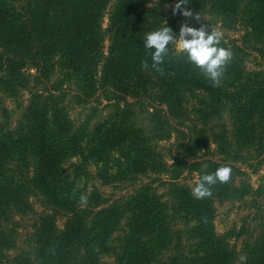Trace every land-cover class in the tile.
Instances as JSON below:
<instances>
[{
  "label": "trees",
  "instance_id": "1",
  "mask_svg": "<svg viewBox=\"0 0 264 264\" xmlns=\"http://www.w3.org/2000/svg\"><path fill=\"white\" fill-rule=\"evenodd\" d=\"M177 2L0 0V90L15 102L28 93L14 129L0 120V264H100V253L110 252L114 264H237L239 256L240 264H264L262 220L259 235L240 250L230 240L242 232L218 234L214 225L216 204L249 197L256 203L264 194L239 167L264 162V0L182 5L225 31L242 32L221 39L233 59L219 87L176 45H169L162 72L152 67L146 35L167 26L178 37L188 23L173 13ZM68 96L79 106L103 99L107 115L92 126L94 113L74 122ZM172 139L167 149L159 145ZM71 159L78 161L71 164L75 178L92 179L87 168L100 164L108 173L104 184L126 181L132 193L108 203L94 188L81 203L84 195L63 168ZM221 166L232 169V178L212 186L211 198L197 199L180 183L195 174V187ZM158 182L166 186L165 201L154 193ZM34 199L42 209L30 234L34 248L10 255L15 219L33 212ZM122 223L127 232L119 247L102 249V238Z\"/></svg>",
  "mask_w": 264,
  "mask_h": 264
},
{
  "label": "rangeland",
  "instance_id": "2",
  "mask_svg": "<svg viewBox=\"0 0 264 264\" xmlns=\"http://www.w3.org/2000/svg\"><path fill=\"white\" fill-rule=\"evenodd\" d=\"M110 9V8H109ZM107 10V12L109 11ZM189 27L200 28L202 25L206 27V29H211L219 31L222 33V38H232L239 39L242 32L240 29L237 31H225L220 28L219 24H215L211 22V19L207 16L196 19L188 20ZM108 25V15L104 16L102 27L106 29ZM183 25V24H182ZM108 46L107 37L104 40L103 44V53L106 54ZM176 50L180 52L178 47L176 46ZM247 67L249 69H253L254 62L251 58L247 61ZM69 92V91H67ZM28 93L22 91L19 97V100L15 102L9 98L6 94H4L0 90V120L5 123H9V127L14 129L16 121L20 118L22 109L18 107L19 104L24 106L27 102ZM64 105L66 106V110L70 119L74 122L83 121L86 117L95 114L94 117L90 121V126H92L95 122L104 119L107 115L108 109L103 108L106 104V101L101 99V104L98 102H90L86 105H76L72 101H70V96H68ZM223 123H228L227 117L223 119ZM220 122V121H219ZM211 125H218L215 120H210ZM229 125V124H228ZM172 143H174V139L169 142H161L159 145L162 148L167 149ZM211 149H214V146H211ZM174 152V149L172 150ZM168 152L163 151V154ZM264 156V155H263ZM262 156V157H263ZM218 159V156L208 155L207 159ZM261 158L258 160L251 161L250 164L239 165L241 169L246 173V176L243 177L248 184L253 188L257 189L260 186H264V162H259ZM169 160V155L166 154V161ZM75 159H71L64 163L63 168L67 169L68 173L71 176V180H73L75 187L82 192L84 196L88 195V193L96 188L102 194L103 198L107 199L110 203L113 200H116L122 196L132 193L133 186L129 182L121 181V180H113L109 182V184H104L105 180L101 178L102 175H106L108 173L104 172V169H99L100 164L98 166H89L87 170L93 175L92 179L88 178L84 174H79V178H75L73 176V167L72 163H77ZM170 163V162H169ZM101 170V171H99ZM113 171V170H112ZM99 174V175H97ZM110 174V172H109ZM95 176V178H94ZM97 176V177H96ZM197 177L195 174H187L183 175L180 183L186 185L191 191L194 189V183L196 182ZM140 183H147L149 180L147 178H142L139 180ZM154 188V193L156 196L161 197L160 201L167 200L165 196L166 186L162 185L160 182L154 183L152 185ZM253 198L249 197L244 199L241 202H225L222 204H216V213L214 219L215 230L218 234H224L225 232L234 229L235 231L242 232L241 236L238 238H231L230 244L234 245L237 250H240L242 244L245 241L252 242L260 233V227L258 225L264 222V194L256 197V203H251ZM34 209L33 212L27 214L22 217H16L15 221L17 223L16 231V249L9 252L10 255H13L15 252H32L34 245L30 241V234L32 232V225L37 219L38 214L42 211L38 202L33 200ZM62 220L58 221V226L61 227ZM126 226L122 223L118 230L114 232L109 238H102V246L107 243L110 247H119V240L123 239L126 236ZM106 246H103L105 248ZM100 264H114L113 254L110 252L109 254L100 253ZM244 261L243 256H239V261L237 264H240Z\"/></svg>",
  "mask_w": 264,
  "mask_h": 264
},
{
  "label": "clouds",
  "instance_id": "3",
  "mask_svg": "<svg viewBox=\"0 0 264 264\" xmlns=\"http://www.w3.org/2000/svg\"><path fill=\"white\" fill-rule=\"evenodd\" d=\"M187 0H178L173 9L175 14L179 11L188 19L198 20V15L193 16L191 11L182 8L187 5ZM222 33L213 30L211 33L204 25L200 28L189 27L187 23L180 28L179 36L173 34L171 28L163 26L159 30L150 32L145 37L144 47L150 52L153 61L152 67L159 72V67L164 63V58L169 55V45H176L186 55L188 62L198 68L206 78L213 82V87H219L221 78L228 64L233 59V53L226 48L219 47ZM147 60L142 61V67H147ZM232 178V169L221 166L213 174H205L197 182L193 189V195L197 199L211 198V188L217 182L228 183ZM86 196H81V203H85Z\"/></svg>",
  "mask_w": 264,
  "mask_h": 264
}]
</instances>
